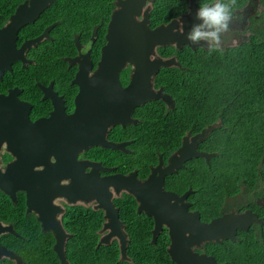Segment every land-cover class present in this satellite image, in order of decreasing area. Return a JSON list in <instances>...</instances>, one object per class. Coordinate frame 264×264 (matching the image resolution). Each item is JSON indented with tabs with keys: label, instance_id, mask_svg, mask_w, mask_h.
<instances>
[{
	"label": "trees",
	"instance_id": "1",
	"mask_svg": "<svg viewBox=\"0 0 264 264\" xmlns=\"http://www.w3.org/2000/svg\"><path fill=\"white\" fill-rule=\"evenodd\" d=\"M12 1L15 7L22 0ZM257 1L256 13L248 16L242 31L246 38L240 43L225 47L218 45L216 48H212L210 43L208 48L198 46L195 49L187 45L181 49L174 44L157 45L159 54L176 56L180 62V67H160L154 77L155 87L162 86L163 91L171 95L174 106L168 107L157 99L137 107L141 118L139 128L124 129L126 133L136 134L132 159L121 151L107 152L100 148L109 161L127 162L132 168L145 161L142 168L151 161L156 162V152L163 153L164 157L173 152L186 130L195 133L216 124L199 143L201 149L214 153L209 162L201 157L193 158L187 162V167L166 176V186H177L180 181V192L192 188L188 199L207 221L219 214L226 197L240 192L241 185L245 192H253L255 198L260 197L264 201V0ZM213 2L227 5L230 13L244 9L246 5L253 6V0H235L234 3L232 0H197L199 8ZM186 4L185 0H154L150 26L168 23L186 10ZM112 9L113 0H54L40 14L39 20L27 25L24 31L42 24L40 20L48 16H51L50 21L57 19L54 27L57 38L50 41L49 52L63 54L65 52L59 51L58 44H70V38H67L72 32H90L95 25L102 27ZM43 27L35 32H40ZM147 173L148 170L143 176ZM172 179L177 183H172ZM114 200L120 207L119 217L125 222L129 237L127 259H121L118 239L98 245L99 230L104 221L102 209L71 208L63 221L64 228L71 233L64 245L68 263L176 264L167 252L170 243L167 229L158 234L153 244L152 217L138 213L135 198L126 192ZM10 204L9 198L0 191V216L6 219L11 215L15 229L23 236H4L10 246L25 264H60L53 249L54 239L48 233L46 238L37 236L33 227L27 229L21 211L10 209ZM251 205L258 221L248 230L238 233L239 239L203 244L218 263L264 264V205L255 201ZM0 264L14 262L0 259Z\"/></svg>",
	"mask_w": 264,
	"mask_h": 264
},
{
	"label": "water",
	"instance_id": "2",
	"mask_svg": "<svg viewBox=\"0 0 264 264\" xmlns=\"http://www.w3.org/2000/svg\"><path fill=\"white\" fill-rule=\"evenodd\" d=\"M53 1L26 0L17 8L7 25L0 28V42L4 40L3 44L7 46L5 51L0 47V61L6 58L4 54L6 51L10 53L16 48L14 36L17 28L24 23L32 22L39 12ZM146 2L145 0H119L117 2V9L111 13L107 25L105 37L108 40L102 47L100 60L91 76L87 77L89 75L88 66L82 65V62L79 65L75 82L80 85V89L75 99L74 115L65 116L56 104L48 117L29 124L25 122L27 114L24 112V103L16 99L15 89L8 95L0 94V140L6 138L8 150H11L8 137L9 135L13 137L16 132H19L14 139L22 147L21 156L17 155L5 166L4 170L0 168V188L9 196L14 197L13 192L6 188L10 185L25 189L29 174L27 166L43 165L41 172L47 173V177L44 176L47 186L32 193L28 204L31 203L36 208L39 206L43 211L47 206L46 213L52 212L50 217L47 214L42 215L43 211L41 212L40 209L37 210L40 213L39 218L46 220L42 225L44 230L51 229L56 234L57 242L54 249L61 264L69 263L64 247V251L61 250V246L65 245V235L60 229L61 225L58 223L59 227L53 218V214L60 211L57 205L51 203V200L57 196L66 197L70 202L76 199L95 200V207L103 210L104 218L107 220L103 225L107 233L99 239L98 245L110 243L111 239L117 236L118 242L120 241L121 259L126 258L125 233L121 229L123 222L119 218V208L115 206L112 199L113 193L118 194L120 190H125L135 198L138 212L143 211L153 218L154 226L151 230L153 242L156 241L163 228H167L170 240L167 250L171 260L176 264H220L215 256L198 253L192 247L200 246L204 241L222 242L220 237L239 239L235 236L236 228L241 225L245 216L230 218L225 215L209 222H203L198 212L189 211L185 203L182 205L178 203L188 196V192L181 197L164 188L165 173L172 172L175 167L181 166V162L185 159L200 156L208 161L209 157L214 155V153L196 149L198 142L196 140H203L209 130L205 128L211 125L194 135L191 138V144L186 142L187 137H185L177 153L170 157L167 166L162 167L160 161L144 180L137 178L136 171L128 175L115 173L100 176L99 171L95 170L96 165L93 166L89 162L87 164L92 167L89 172L85 173L83 170L85 162L77 158L80 151L93 146L122 147L117 143L107 141L105 134L108 127L129 121L132 110L147 100L162 99L172 105L170 96L161 91V88L158 90L151 88V80L160 67H169L174 62L180 66V63L174 57L156 56L158 58L150 59L149 56L154 52L153 48L157 46L156 44L165 46L175 43V46L181 47L182 44L188 43L193 48L196 45L209 47L207 40L192 41L188 38L193 30L188 33L192 26L193 16L191 15H196L193 5L190 6L191 11L187 15L180 17L182 23V31H180L175 30L178 26V21L175 19L170 23H162L152 28L149 23L147 25L148 20L150 22V18L147 17L148 10L145 11L144 16L142 15L143 11L150 7H145ZM140 16L141 19L138 20ZM188 25L189 28H187ZM46 34L47 29L42 35L26 41L19 52L31 44H36ZM127 63L133 66V71L129 84L123 87L119 73ZM2 67L0 64V74ZM38 139H40V159L37 153ZM32 144L36 150L34 156L28 158L27 148H30ZM51 157L54 161H51ZM64 177L71 180L68 185L58 183V180ZM35 179L38 183L44 181L41 175L36 176ZM42 196H45V201L43 205H40L43 201ZM107 228H110V231ZM9 230L15 233L11 225ZM2 255L8 256L11 260L14 259L16 264L23 263L17 253L0 245V257Z\"/></svg>",
	"mask_w": 264,
	"mask_h": 264
},
{
	"label": "flooded vegetation",
	"instance_id": "3",
	"mask_svg": "<svg viewBox=\"0 0 264 264\" xmlns=\"http://www.w3.org/2000/svg\"><path fill=\"white\" fill-rule=\"evenodd\" d=\"M25 1L26 0H22L18 3H16V5L14 7L12 0H0V28L7 25V23L10 21L12 15L15 14L17 8L19 6H21L22 4H24ZM118 1L119 0H113V9H112L111 13L115 9H117L116 4ZM153 1L154 0H145V2H146L145 7H147V6L152 7ZM185 1L187 2L186 10L181 12L178 16L172 18L169 21V23L174 19L178 21V26L175 27V30L182 31V28H181L182 23L180 21V17L185 16L188 13L189 6H190L191 2L196 4V10L198 9L197 0H185ZM53 2H50L43 10H41L32 22L24 23L17 28V32L15 33V36H14L16 48L14 49V51H12L10 53H8L6 51L4 53L6 58L4 60L0 61V64L3 66L1 74H0V94L8 95L10 91L15 89L16 99L19 101H22L24 103V112H26V114H27L25 122H27L29 124H32L41 118L48 117L50 115V113L53 111V109L55 108L56 104L58 105L57 108H60L61 109L60 111L65 116L74 115L75 109H76L75 99H76V96H77L79 89H80V85L75 82V79L77 77V73L79 71V65L82 62L83 63L82 65L85 64V66H88L89 67V75L87 77L91 76V73L93 72V70L97 66V62L100 60L101 53H102V47L106 44V42L108 40V39L106 40L105 35H106L107 25H108V22L110 20L111 14H110L109 19L106 22V24L105 25L103 24L102 27H100V28H99V25H95L92 28V30H90V32H89V30H86V31L81 32V33L80 32H72L67 38V39L70 38V44H58L59 51L65 52V53L56 55V54H52L51 52H49L50 47L52 46V42H50V41H53L55 38H57V31L54 29V27L56 26V23H57V19H53L52 21H50L51 16H48L46 18L41 19L40 21H42V24L38 23L34 29L29 30V31H24V29L27 25L34 24L36 22V20L39 18L40 14L47 7L51 6ZM215 4H217V2L210 3L208 6L214 7ZM150 7H147L143 11V13H142L143 16H144V13L146 10H148L147 15H149V12L151 10ZM254 8L255 7H253L252 5H246L244 9L235 10L234 13H231L229 15V18L226 22V24H227L226 29L220 28L219 30H217L216 27H208V25L205 24V21L202 18L197 16V11H196V17L192 20V26H191V29L188 30V33L192 29H193L192 30V32H193L195 29L200 28L201 31L216 32L217 37H218V45L219 46L223 45L224 43H227V42H230L229 45H232V39H236L238 41V43H240L244 38H243V36L237 35V32L235 34L234 29L238 25H243L246 22V17L254 11ZM52 14L53 13H50V15H52ZM55 14L57 15V12ZM137 16H135V17H137ZM137 19L140 20L141 16L138 17ZM201 25H203L202 28L200 27ZM41 27H43V29L40 32L36 33L35 31ZM189 27L190 26L188 25L187 28H189ZM46 29H47L46 36H43L39 42H37L36 44H31L30 46L26 47L24 50H21V52H19L20 49L22 48L23 44L26 41L35 39L39 35H42ZM52 30H53V34H52ZM190 34H189V36H190ZM3 43H4V40H2L0 42V47H2L3 51H5L7 49V46ZM169 44H172V43H169ZM169 44H167V45H169ZM156 45H158V44H156ZM184 45L189 46L191 49H195L198 46L203 47L201 45H196V47L193 48L188 43H184L181 45V47L176 46V48L181 49ZM160 46H163V45H160ZM220 47H222V46H220ZM153 50H154V52H152L149 56L150 59L153 57H154L153 59L158 58V57H166V56H163V55L158 53L157 47L153 48ZM47 54L50 55V57H48ZM43 55H45V57L40 58ZM156 56H158V57H156ZM171 57H174L177 60L176 56H171ZM173 61H174V59H173ZM172 65H175L176 67H180L178 64H175V62L172 63ZM172 65H169V66H172ZM161 66H163V65H161ZM163 67H168V66H163ZM132 69H133V66L130 63H127L125 68H123L120 71L119 79H120V82H121L123 87H126L129 84V81L131 78V72L133 71ZM154 77L155 76L153 75L152 80H151V82H152L151 88L154 90H158L159 88H161V91H163L162 86H159L157 88L155 87ZM164 93H166V92H164ZM166 94L170 96V99L172 101V105L165 102L162 99H160V100L164 101L168 107L174 106V101H173L171 95L169 93H166ZM150 100H156V99H150ZM150 100H147V101H150ZM146 102H144V104ZM141 105H143V104H141ZM139 106H137V107H139ZM137 107L132 110L131 115H130L131 119L129 121L109 126L107 129V132L105 134V138L107 139V141L117 143V144L121 145L122 147L112 148V147H103V146H93L91 148L82 150L78 153L77 158L79 160L85 162V164L83 165V170L85 173L89 172L91 167H92V166L87 164L89 162V163H92L93 166L96 165L95 170L99 171L100 176H106L108 174H115V173H119L122 175H128V174L136 171L137 178L140 180H144L151 174L152 169L154 167H156L160 161H161L162 167L165 168L167 166L170 157L177 153V149L181 146L185 137H187L186 142L191 144L192 143L191 138L201 131L200 130L198 132L192 133L190 130H186L182 134L180 144L175 148V150L173 152H171L170 154H168L165 157L163 156V153L156 152V162L153 163L151 161L150 163L147 164V166H144L142 168H141V166L143 165V163L145 161L140 166L133 167V168L130 167L129 164H126L127 162L126 163H124V162H115L114 163L112 161H109L106 154L104 152H102L103 150L100 148H103L107 152H108V150H118V151H121L125 154H129L131 159L133 158L132 154L135 153L136 142H137V140H136L137 138H135L136 134L135 133L134 134L126 133L124 131V129L126 127H129V128L136 130L135 128L138 127V124L141 121V118L139 116L140 112L136 111ZM216 126L217 125L214 124V125H211V126H208L207 128H205V130L209 129L207 134ZM18 133L19 132H16V134L13 135V137L11 135H9V137H8L9 141H10V146H11L10 149L11 150H8L6 138H2L0 140V168L2 170H4L5 166L8 163H10L11 161H13L17 155L20 154L19 156H21L22 147L14 139ZM207 134L205 135L203 140L206 138ZM11 140H12V142H11ZM26 140L28 141L27 138H26ZM203 140H201V141H199V139L196 140V141H198L196 144V149L198 151H205L199 147V143L202 142ZM39 143H40V139H38V146H37L38 159H40V155H41ZM27 150H28V154H26V156L28 158H32L34 156V153L36 150L34 147V144H32L30 146V148H27ZM43 152H44V149H43ZM212 156H210V157H212ZM43 157H44V153H43ZM210 157H209V159H210ZM193 158H200V156H198V157L191 156L190 158H187L184 161H182L181 166L175 167V169L172 172L165 173V175H164V188L166 190L171 191V192H173V193H175L181 197L185 192L186 193L188 192V194H187L188 196L190 193H192L193 190L190 187H188L185 190L180 192L178 190V188H180L179 184H181L180 181H179L177 186H174V185L166 186V176L168 174L176 173L181 168L187 167V165H186L187 162ZM201 158H203L205 160L204 157H201ZM209 159H208V161H206V160L205 161L209 162ZM51 161H54V158L51 157ZM27 167H29L28 168L29 174L27 175L28 184L26 185L25 189L15 188V187L9 185L6 189L12 191L14 197H11L8 194H6L4 191H2L1 188H0V191L5 193V195L9 198V200L11 202L10 209H14V210L19 209L21 211L20 214L23 218V221H25V227L27 229H29L30 227H33L36 230L37 236L46 238V233H48L50 235V237L52 239H54V243H53V249H54V245H55L54 234L51 231H48V230L45 231L44 230L42 225H43L44 221H46V220L40 219L39 218L40 213L37 212V210H39V209L41 210V208L39 206H38V208H36V206L31 204L30 202H29L30 204H28V201L32 197V193L36 192L37 190H42L47 186V180L44 179V176L47 177V173L43 174L45 171L41 172L43 170V165H33L31 167H30V165H28ZM147 170H148V173L146 174V176H143L144 172ZM38 175L43 176V180H44L43 182H40V183L36 182L35 177ZM174 180H176V179H172L171 181H172V183L176 184L177 180L176 181H174ZM70 181H71L70 179L64 177L62 179H59L58 183L60 185H62V184L68 185ZM22 186L24 187L25 185L23 184ZM123 192H126V191L120 190L118 194L113 193L112 199H113L114 204H115L114 199L117 197H120ZM1 196L3 197V195H1ZM179 196H177V197H179ZM188 196L185 197L183 199V201H179L178 203L180 205L185 203V204H187V209L189 211L198 212L199 218L203 222H209L210 220H212L214 218L223 217L225 215L233 216V217L245 216L243 221L247 222L250 220V225H252L255 221H258V219L255 217V215H256L255 208H254V206L251 205V202L255 201V203H257V204L264 205V201L262 200V198H260V197L255 198V196H253V192L252 193L245 192L244 187L241 185L240 192H238L232 196L226 197L225 203L221 206V208L219 210V214H217L216 216H211L212 218L210 217V219L207 221V220L203 219L202 214L200 213L199 209L194 208L192 206V203H191L190 199H188ZM41 199L43 201H42V204H40V205H43L44 201H45V196H42ZM51 203L54 205H57L60 208V211L58 213L53 214V218L55 219L54 222L57 225L59 223L61 225V227L63 228L64 233L69 235V236L71 233H68L63 226V221H64L65 217L67 216V211L69 209H71V208L79 209V208H88V207H91L92 209H96V210L99 209V208L95 207L96 202L93 199H88V200L76 199L74 202H70L66 197L57 196L51 200ZM115 206H116V204H115ZM117 207L120 210V207L119 206H117ZM46 210H47V206H46ZM46 210L45 211L41 210V212L43 211L42 215L47 214ZM136 211H137V207H136ZM141 212H143V211H141ZM141 212H138V213H141ZM51 213L52 212H49L47 215H49L51 217ZM246 215H248V217ZM10 217H11V215L5 219L2 216H0V245L4 246L8 250L14 251L15 253H17L19 255V253L17 251H15L10 246L11 243L8 240H5V238H4V236L9 235V234L16 236V237H23L15 229V220L12 218L10 219ZM103 217H104V214H103ZM120 220L123 222L121 229H123V231L125 233V240H126L125 253H126L127 244L129 243V237H128V233L125 230V222L122 219H120ZM106 221H107L106 218H104L103 225L105 224ZM10 225L12 226V229L15 231V233H13L12 231L9 230ZM153 226H154V221H153ZM250 227H248V228H250ZM107 229L110 231V228H107ZM247 229L238 227L236 229V231H237L236 236H238V233L245 231ZM99 233H100V238L104 237L105 234L107 233V230H104L103 226H102V228L99 230ZM112 237H114V236H112ZM116 237L117 236H115L112 239L110 238L111 241L114 239L117 240L118 237L117 238ZM220 239L222 241L226 240V239H230L232 241L237 240V239L233 240L231 238H220ZM151 242L153 244L156 243V241L153 242L152 239H151ZM205 242L221 243V242H218L215 240L204 241L200 246L194 245L192 247L193 250L198 252V253H206L208 255H212L211 253H209L208 251L205 250V247L203 245ZM119 243H120V241H119ZM167 252H168V250H167ZM56 255H57V253H56ZM57 257H58V255H57ZM0 259H9V258L7 256H1ZM58 259H59V257H58ZM126 259L127 258H125V260ZM9 261H11L12 263L14 262V264H16L13 259L12 260L9 259ZM22 262H23V264H25L24 261H22Z\"/></svg>",
	"mask_w": 264,
	"mask_h": 264
},
{
	"label": "clouds",
	"instance_id": "4",
	"mask_svg": "<svg viewBox=\"0 0 264 264\" xmlns=\"http://www.w3.org/2000/svg\"><path fill=\"white\" fill-rule=\"evenodd\" d=\"M234 2L235 0H232V3ZM230 14L231 13L229 7L227 5H222L219 3L215 4L214 7H209L207 4H202L200 8L198 7V17L202 18L205 21V24L208 25V27H216L217 30H219L220 28L226 29L227 27L226 22ZM149 18H150V12H149ZM149 26H150V22H149ZM200 27L202 28L203 25H201ZM188 38L192 41H199L201 39L208 40L209 44L211 43L212 48H216L218 46V37L216 32L201 31L200 28H197L190 34ZM171 56L163 57V58H169Z\"/></svg>",
	"mask_w": 264,
	"mask_h": 264
},
{
	"label": "bare ground",
	"instance_id": "5",
	"mask_svg": "<svg viewBox=\"0 0 264 264\" xmlns=\"http://www.w3.org/2000/svg\"><path fill=\"white\" fill-rule=\"evenodd\" d=\"M191 5H193L194 7H195V10H196V4H194V3H192L191 2V4H190V6ZM190 6H189V11H188V13L191 11V9H190ZM197 11V10H196ZM187 13V14H188ZM186 14V15H187ZM191 16H193V18H192V20L196 17V15H191ZM147 17H149V15H147ZM148 23H149V20H148V22H147V25H148ZM159 45V44H158ZM231 217H233V216H230V218ZM236 218V217H235ZM241 225L240 226H238V227H241V228H244V229H247L249 226H250V220L249 221H247V222H244L243 220H242V222L240 223ZM58 226H59V224H58ZM60 227V226H59ZM237 227V228H238ZM236 228V229H237ZM61 229V231L64 233V231L62 230V228H60ZM48 231H51L53 234H54V238H55V244H56V242H57V238H56V234H55V232L53 231V230H51V229H49ZM64 235H65V237H64V242H65V240L68 238V237H70L69 235H67V234H65L64 233ZM235 236H236V232H235ZM220 238H223V237H220ZM232 239V238H231ZM233 240H235V239H233ZM104 244H109V243H104ZM63 247H64V244H63V246H61V250H63ZM55 250V249H54ZM64 251V250H63ZM55 252H56V250H55ZM57 253V252H56ZM58 255V254H57ZM2 256H5V255H2ZM8 257V256H7ZM59 257V256H58ZM60 259V258H59ZM14 260V259H13ZM15 261V260H14ZM15 263H16V261H15ZM60 263H61V260H60ZM23 264V263H22Z\"/></svg>",
	"mask_w": 264,
	"mask_h": 264
},
{
	"label": "rangeland",
	"instance_id": "6",
	"mask_svg": "<svg viewBox=\"0 0 264 264\" xmlns=\"http://www.w3.org/2000/svg\"><path fill=\"white\" fill-rule=\"evenodd\" d=\"M256 6V7H255ZM253 7H255L254 8V11L252 12L253 14H255L256 13V9L258 8V1L256 2V0H253ZM252 13H250V14H252ZM249 14V15H250ZM252 14V15H253ZM248 15V16H249ZM246 17V22L243 24V25H238L235 29H234V31H235V34H236V32H237V35H239V36H243V38L245 39L246 38V35H243V33H242V31H244V28L246 27V25H247V20H248V18L250 17ZM242 38V39H243ZM224 43V42H223ZM229 43L230 42H227V43H224L223 45H220V46H222V47H224V46H227V45H229ZM235 43H238V41L236 40V39H232V44H235Z\"/></svg>",
	"mask_w": 264,
	"mask_h": 264
}]
</instances>
